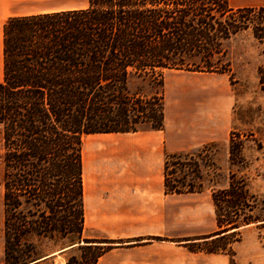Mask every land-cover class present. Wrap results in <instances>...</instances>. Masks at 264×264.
<instances>
[{
  "label": "trees",
  "instance_id": "1",
  "mask_svg": "<svg viewBox=\"0 0 264 264\" xmlns=\"http://www.w3.org/2000/svg\"><path fill=\"white\" fill-rule=\"evenodd\" d=\"M229 1L87 0L84 8L6 21L0 81L4 264L40 259L33 238L68 239L71 246L93 250L86 264H96L113 247L83 235V140L138 132L143 124L164 130V95L130 93L133 75L156 78L163 86L166 70L226 73L217 64L223 45L245 31L264 54V6L233 8ZM258 73L264 90V65ZM229 147L232 165H243V143L236 132ZM193 155H166L167 194L202 191L174 180L171 172L172 166L186 168L183 159ZM194 169L199 173L197 163ZM246 194V186L231 174L229 187L212 193L218 227L212 237H218L190 243L189 249L226 254L235 264L233 249L212 246L259 222L219 214L223 203L236 208ZM72 262L82 264L77 257L66 264Z\"/></svg>",
  "mask_w": 264,
  "mask_h": 264
},
{
  "label": "crops",
  "instance_id": "2",
  "mask_svg": "<svg viewBox=\"0 0 264 264\" xmlns=\"http://www.w3.org/2000/svg\"><path fill=\"white\" fill-rule=\"evenodd\" d=\"M25 6L31 8L24 10ZM86 6L87 1L79 7L53 8L47 0H0V81L3 26L9 18ZM182 73L185 76H173L166 84L164 130L148 127L138 132L93 134L113 139L86 153V161V141L93 135L83 140V235L110 241L113 246L96 264H230L226 254L194 252L188 247L210 241L215 230L210 226L209 205L199 197L202 191L166 193V155L192 153L217 141L216 130H210V116L227 114L232 102L224 88L210 84L214 73ZM259 223L256 225H263ZM90 231L95 235L85 237ZM75 248L77 244L61 247L29 264L56 260ZM235 251L236 264H264V241L255 245L249 258L239 248Z\"/></svg>",
  "mask_w": 264,
  "mask_h": 264
},
{
  "label": "rangeland",
  "instance_id": "3",
  "mask_svg": "<svg viewBox=\"0 0 264 264\" xmlns=\"http://www.w3.org/2000/svg\"><path fill=\"white\" fill-rule=\"evenodd\" d=\"M87 0H47L49 7L69 8L82 6ZM229 5L233 8L238 7H259L264 6V0H231ZM31 6H25L24 10H29ZM224 56L219 59L218 65L226 68V73L210 74V84L224 88L232 100L227 114L210 116V130H216L218 140L209 148L200 152L194 151L195 155L191 158L186 157L183 162L188 166H172L174 180L183 181L195 188L202 187L203 204H207L210 213V226L213 225L214 231L210 234V240L218 237L214 236L216 228V212L212 199V193L229 187L231 174H236L246 186L247 194L236 208H228L226 203L220 209L221 216L233 215L236 220L259 219V225L250 223L239 231V234L229 240L224 239L213 244L216 249H233L236 247L242 253L251 257L255 251V245L264 241V90L259 83L258 70L264 65V54L261 46L255 41L252 34L248 31L242 32L223 45ZM177 70H166L163 74V86L158 80L150 76H136L130 78L128 88L130 93L150 97L164 95L166 98V84L172 80L173 76H185ZM166 102V100H165ZM213 114H215L213 112ZM147 124L140 126L141 130L148 128ZM236 132L243 143L242 156L243 165H232L230 160V135ZM113 136L93 135L88 137L87 151L89 154L93 147H103L111 141ZM2 149L0 146V263L4 262L3 255V162ZM88 156V155H87ZM194 163L199 167V173L195 174ZM199 176V177H198ZM93 232L85 233V237L94 236ZM234 239L239 241L235 242ZM32 242L36 246L39 257L48 255L61 247L68 246L69 240L60 239H40L33 238ZM210 242V241H209ZM78 245V244H77ZM93 250L79 249L78 247L67 251L56 260H49L44 264H66L71 257H77L86 264L92 257ZM72 264H75L72 262Z\"/></svg>",
  "mask_w": 264,
  "mask_h": 264
},
{
  "label": "bare ground",
  "instance_id": "4",
  "mask_svg": "<svg viewBox=\"0 0 264 264\" xmlns=\"http://www.w3.org/2000/svg\"><path fill=\"white\" fill-rule=\"evenodd\" d=\"M105 136H110V135H105ZM95 146H97V145H95ZM95 146H94L93 148H95ZM84 154H85V153H84ZM83 158H84V157H83ZM86 159H87V156L85 155V161H86ZM86 165H87V163L85 162V169L87 168ZM86 170H87V169H86ZM87 175H88V174H87V171H85V179H86V180H85V189H86V190H87V186H88V185H87V179H88V178H87ZM88 184H89V183H88Z\"/></svg>",
  "mask_w": 264,
  "mask_h": 264
}]
</instances>
